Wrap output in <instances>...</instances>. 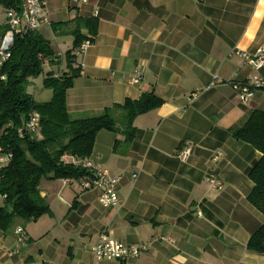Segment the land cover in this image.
Returning a JSON list of instances; mask_svg holds the SVG:
<instances>
[{
    "label": "crops",
    "instance_id": "0c3cea01",
    "mask_svg": "<svg viewBox=\"0 0 264 264\" xmlns=\"http://www.w3.org/2000/svg\"><path fill=\"white\" fill-rule=\"evenodd\" d=\"M46 9L50 23L35 31L46 39L50 29L57 46L70 38L72 47L73 37L54 34L52 23L98 21L93 43L75 57L80 73L66 92L69 113L97 115L148 91L163 103L134 119L135 138L121 152L114 150L118 132L96 135L87 160L122 175L119 205L103 207L100 190L73 179L44 178L39 190L51 214L0 230V264H264V255L246 249L264 222L247 199L248 173L261 153L233 137L253 111L264 112V90L240 102L231 84L256 70L230 54H253L264 40V0H48ZM5 12L0 3V33ZM53 50L57 61L44 69L60 76L65 54ZM136 66L142 77L132 84ZM186 145L192 151L183 162L176 153ZM101 233L147 251L123 262L97 260L91 247Z\"/></svg>",
    "mask_w": 264,
    "mask_h": 264
},
{
    "label": "trees",
    "instance_id": "16d2710c",
    "mask_svg": "<svg viewBox=\"0 0 264 264\" xmlns=\"http://www.w3.org/2000/svg\"><path fill=\"white\" fill-rule=\"evenodd\" d=\"M0 3L6 9H17L21 1L0 0ZM97 26L98 21L94 17H76L51 24L54 34L72 36L73 45L65 52L67 71L60 76L48 72L44 78L42 85L51 89L52 97L43 103L35 102L27 88L30 79L38 77L43 71L39 55L52 63L57 61L58 56L50 42L37 31L14 39L10 59L1 71L6 78L0 82V138L4 149L12 153L11 160L1 170L2 231L10 229L14 219L29 222L51 214L47 201L40 194L42 179L78 180L90 174L71 160L65 162V157L87 159L92 153L97 133L103 129L122 136L114 143V150L121 152L120 148L126 149L135 138L134 119L163 103L152 91H148L137 100L127 99L121 104H113L97 115L75 116L69 113L66 92L80 73L79 68L73 66V52L88 35L93 39ZM32 111H37L41 117L38 137L18 136L16 128L24 124ZM9 123L13 127H8ZM233 137L261 153L248 173L253 188L247 199L264 216V112L253 111L246 123L233 132ZM246 249L264 255V222L252 233Z\"/></svg>",
    "mask_w": 264,
    "mask_h": 264
},
{
    "label": "built area",
    "instance_id": "2783aa9c",
    "mask_svg": "<svg viewBox=\"0 0 264 264\" xmlns=\"http://www.w3.org/2000/svg\"><path fill=\"white\" fill-rule=\"evenodd\" d=\"M48 0H22L17 9L8 8L5 12L4 30L0 33V82L5 80L6 75L3 74L2 68L5 63L10 59L11 49L14 44L16 36H24L31 31L38 29L40 24H49L46 3ZM73 5L86 4L89 0H68ZM93 39L88 36L73 52L75 57L83 53L91 44ZM237 54L244 59L245 63L252 66L256 73L251 75L244 81L233 82L231 84L232 89L237 93L241 103H246L252 96L255 90H264V73L259 71L264 69V40L258 45L253 54L245 52H231L230 54ZM42 61V68H46L49 65V60L39 55ZM142 77V69L140 66H136L133 70L130 82L137 84ZM219 82V80H215ZM213 85V83H211ZM40 114L37 111H32L24 122L23 125L16 128L18 136L27 135L30 138L38 137V133L41 127ZM8 127H13L12 123L7 124ZM192 148L190 145H186L182 149L178 150L176 156L183 162H185L190 154ZM12 153L6 151L0 138V182L2 179L1 170L11 160ZM65 162L66 159H64ZM71 162L81 168L87 170L90 174L75 180L81 189L100 190L99 202L103 207H114L119 205L118 197V185L122 179V175H112L106 169H103L97 165L92 164L87 159H74L71 158ZM136 174L132 175L135 178ZM218 188L221 184L216 181H211ZM18 242L24 240L25 236L23 229L18 227L15 230ZM165 241H172L168 237H160ZM91 250L95 259L106 261H126L130 258H135L147 251L146 245H131L121 240L110 237L106 233H101L92 245Z\"/></svg>",
    "mask_w": 264,
    "mask_h": 264
},
{
    "label": "rangeland",
    "instance_id": "374dc122",
    "mask_svg": "<svg viewBox=\"0 0 264 264\" xmlns=\"http://www.w3.org/2000/svg\"><path fill=\"white\" fill-rule=\"evenodd\" d=\"M43 35L46 37V39H48V41L51 42V45H52V47L55 50L58 49V50L62 51L63 54H65V52L71 47L70 41L72 39H70V38H69V40L63 42L61 46H57L56 43L53 40L52 33H51L50 29H48V28H46L45 30H43ZM64 59H65V57H64ZM46 75H47V72H46V69H44L42 71V73L38 77H36L35 79H33V82L27 88L28 89L27 90L28 93H30V95L32 96V99L35 102H37V103H43V102L49 101L51 99V97H52V91H51V89H47V88H45L42 85V81L44 80V78L46 77ZM1 204H2V197L0 196V205Z\"/></svg>",
    "mask_w": 264,
    "mask_h": 264
}]
</instances>
